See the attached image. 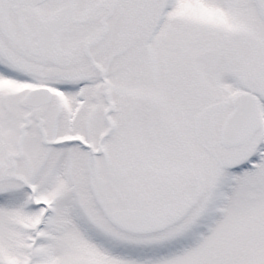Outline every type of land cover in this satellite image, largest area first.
Wrapping results in <instances>:
<instances>
[{"label":"snow or ice","instance_id":"1","mask_svg":"<svg viewBox=\"0 0 264 264\" xmlns=\"http://www.w3.org/2000/svg\"><path fill=\"white\" fill-rule=\"evenodd\" d=\"M0 264H264V0H0Z\"/></svg>","mask_w":264,"mask_h":264}]
</instances>
